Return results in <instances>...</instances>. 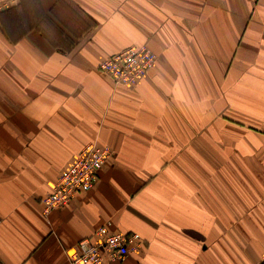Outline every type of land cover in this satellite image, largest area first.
<instances>
[{
  "label": "crops",
  "instance_id": "0c3cea01",
  "mask_svg": "<svg viewBox=\"0 0 264 264\" xmlns=\"http://www.w3.org/2000/svg\"><path fill=\"white\" fill-rule=\"evenodd\" d=\"M132 45L156 60L118 88L98 63ZM105 222L142 236L117 264H264V0H0V264H70Z\"/></svg>",
  "mask_w": 264,
  "mask_h": 264
},
{
  "label": "built area",
  "instance_id": "2783aa9c",
  "mask_svg": "<svg viewBox=\"0 0 264 264\" xmlns=\"http://www.w3.org/2000/svg\"><path fill=\"white\" fill-rule=\"evenodd\" d=\"M156 60V53L147 45H132L98 63L100 71L110 75L114 85L133 87L147 75ZM109 145L97 142L85 144L71 164L57 178L53 190L42 198L43 212L68 205L80 191H89L96 185L99 172L111 155ZM142 244L137 231H116L105 222L91 236L78 241L68 252L70 264H117Z\"/></svg>",
  "mask_w": 264,
  "mask_h": 264
}]
</instances>
